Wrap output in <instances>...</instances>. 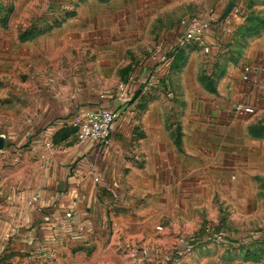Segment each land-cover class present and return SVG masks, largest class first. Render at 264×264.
<instances>
[{"label":"rangeland","instance_id":"374dc122","mask_svg":"<svg viewBox=\"0 0 264 264\" xmlns=\"http://www.w3.org/2000/svg\"><path fill=\"white\" fill-rule=\"evenodd\" d=\"M194 17L213 20L212 52L192 43L170 59ZM262 27L264 0H0V264H264V135L256 138L264 131H250L252 124L264 128V104L249 115L232 99L229 114L206 108L197 121L191 111L211 97L200 78H213L215 59L244 54L248 48L231 44L249 42ZM152 52L164 58L170 79L147 89L144 110L133 99L122 112L128 132L114 131L116 145L102 162L107 187L97 186V200L83 199L74 223L65 208L67 224L39 241L38 221L6 229L22 212L13 204L51 189L33 143H53V150L77 143L72 117L101 96H116L130 76L141 78ZM247 64L255 63L241 67ZM151 105L150 121L164 116L173 138L187 121L204 125L203 133L189 132L177 160L148 161L134 148L146 131L133 121ZM68 183L56 184L57 193H67ZM25 233L26 247L11 240ZM182 238L192 252L181 253Z\"/></svg>","mask_w":264,"mask_h":264},{"label":"crops","instance_id":"0c3cea01","mask_svg":"<svg viewBox=\"0 0 264 264\" xmlns=\"http://www.w3.org/2000/svg\"><path fill=\"white\" fill-rule=\"evenodd\" d=\"M211 41H215L214 37L211 38ZM236 41H238L240 44ZM236 41H233V44H231L230 48L237 47L236 49L241 50L242 48L243 50L248 48L246 52L244 54H242V52L236 54L237 51H233L227 53L222 59L218 57L215 59L214 65L216 70L212 73L215 74L214 76L211 75L213 78L211 77L210 80V78H204L201 76L200 81L202 82L203 88L211 95V97L207 96L209 99L206 103L204 102V99H201L199 105H191V111L196 113V120L194 121L198 120L200 117L199 114L205 112L206 108L207 110L210 108L211 111L216 112L217 114H229L231 111V104H233L236 100L239 102L236 103L235 106L238 104L245 106L244 109L239 112L248 113L249 115L256 114V110H260V107L262 104H264V31L260 35L254 36V38L247 43H243L238 39ZM169 58L171 59V57ZM247 60H251L255 64H258L261 68L260 82L257 86L247 84L241 80L243 71V67H241V65ZM164 76L165 79H170L168 75L164 74ZM203 80H208V84L204 85ZM208 86H211V89H209ZM145 92L146 91H138L135 95L134 101L137 102L136 105H138L137 108L139 110H144L146 108V106H143V101L145 100L144 98L147 95ZM224 95L226 102H223ZM232 99L233 103L229 104V101H232ZM129 105L131 104L129 103L128 106ZM128 106L122 108V111H125ZM132 106H135L134 103ZM153 112L154 107L151 105V107L142 112L143 115L141 122L133 121L135 125H139L140 123L144 124L146 136L144 135L138 141H136V147H133L136 148L138 152L140 150V154L142 151L143 155L148 161L155 159L162 161H171L172 159L177 160L176 157L183 156L184 152H181L183 145L185 146L184 149H186L188 140H190L189 137L191 135H189V132L193 130L200 133L204 132L203 124L201 125V123L198 124V122L195 123L193 121H187V123L184 124L183 135H181L182 137L173 138L168 136V126L166 127L167 121L165 120L164 116L157 117L154 122L150 121ZM124 114L127 116V113ZM122 117L123 116H121V118ZM121 118L118 123V130L121 131V133H127L129 127L126 122L127 119L122 120ZM252 125L254 126L255 124ZM174 129L177 128L175 127ZM263 135L264 134L262 133V135H259L256 138L263 139ZM76 140L78 141L77 133ZM44 143L45 142L42 140L34 142V154L32 155H35L33 158L37 157V160H39L40 163L42 161L46 162L45 164L47 167L45 170V176L49 178L51 189L48 194H46L47 191L41 194V201L36 205V208H31L26 203H22L20 207L13 204V208L11 207L12 209H22V212L19 211L18 213V211H16L14 219H9L8 222L5 223L6 229L11 230V227L15 228L22 225L30 227L33 222L38 221V223L43 227L41 230L43 234L39 235L38 238H35L37 241L42 240L43 236L45 235L48 237V234H51L52 236L54 234L52 229L57 230L60 225L67 224L66 221L60 218L61 214L66 212L67 208H72L71 212L68 210V215L71 216L72 214V223H74L80 219L79 210L82 200L86 199V197L90 202L97 200V197L94 195V191L99 185L107 187L108 181L105 180L104 182L105 178L103 179V177H105L104 163H106V160L109 159L108 156L111 151H113L114 145H116L112 141L111 146L106 151L97 154L95 149H90L89 145L82 144L79 141L76 143V141L73 142L72 140V144H70V146L64 147L65 149L60 150H53L52 148L49 149L44 145ZM172 147L174 148L175 152L179 150L176 152L175 156L173 155V152H168V150H171ZM122 152L123 151L121 149L120 153ZM188 153L186 152L185 155H189ZM42 157H45L46 160H43ZM91 162H94L97 165L98 173L102 179L99 184L94 182L93 179L88 175V164ZM64 177L69 181V186L67 193L61 195L57 193V188L54 186L62 179H65ZM57 179L59 182H56ZM37 208L38 210H33ZM33 211H35V213ZM87 211L89 212V209H87ZM68 220L70 221V218ZM89 224H91V222H89ZM2 236H7V233ZM14 236L15 234L12 236L11 240L13 242H17V245L22 244L24 247H26L23 242L27 243L30 241L29 233H25L24 235L18 234L15 237Z\"/></svg>","mask_w":264,"mask_h":264},{"label":"built area","instance_id":"2783aa9c","mask_svg":"<svg viewBox=\"0 0 264 264\" xmlns=\"http://www.w3.org/2000/svg\"><path fill=\"white\" fill-rule=\"evenodd\" d=\"M209 18L194 17L185 21L183 32L177 42L178 48H184L192 43H199L203 45L207 53L212 52L214 42L211 41L213 37V25ZM221 18H219L220 23ZM213 45V46H212ZM148 64L141 78L130 76L128 81L122 84L116 96H101L100 104L94 108L81 109L72 117V125L77 130V139L80 143L89 145L90 149H95L96 153H103L112 143V137L117 125L120 121L122 109L135 98L138 91H147L153 83H156L160 77H165L163 67L160 62L164 58L158 53H150ZM165 59H168L167 56ZM167 63V60L165 64ZM261 68L258 64H247L243 67L241 80L247 84L257 86L260 82ZM134 97V98H133ZM244 105L238 104L235 106L237 111L244 109ZM47 148H53L52 143L45 144ZM88 169V175L94 182L102 181L98 173L97 165L91 162ZM117 185L112 184L109 191L118 197L116 194ZM41 201L39 195L32 196L27 205L35 206ZM181 253L192 252L193 246L184 238L180 240Z\"/></svg>","mask_w":264,"mask_h":264},{"label":"trees","instance_id":"16d2710c","mask_svg":"<svg viewBox=\"0 0 264 264\" xmlns=\"http://www.w3.org/2000/svg\"><path fill=\"white\" fill-rule=\"evenodd\" d=\"M259 31H260V30H259ZM263 31H264V28L262 27V30L260 31V33H259L258 35H260ZM258 35H256V36H258ZM178 49H182V48H178V47H177L176 52L173 53V54H169L168 57H173V58H174L175 55H179L180 53H182V51H183L185 48L182 49V50H178ZM180 51H181V52H180ZM179 52H180V53H179ZM173 58H172L173 61H172L171 66H170V69H171V70L175 69V67H174V66H175V59H173ZM210 87H211V86H208L209 89H211ZM260 128H261V127H258V126H252V127L250 128V131H251L252 133H255V134H257V133H259V132L261 133L262 131H264V128H261V129H260ZM260 133H259V134H260ZM260 135H262V133H261ZM253 259H258V258L255 257V258H253Z\"/></svg>","mask_w":264,"mask_h":264},{"label":"water","instance_id":"95a60500","mask_svg":"<svg viewBox=\"0 0 264 264\" xmlns=\"http://www.w3.org/2000/svg\"><path fill=\"white\" fill-rule=\"evenodd\" d=\"M234 7V3H230V5L228 6L227 10L224 12L223 16L221 17V20H223L225 17H227L230 12L232 11Z\"/></svg>","mask_w":264,"mask_h":264}]
</instances>
